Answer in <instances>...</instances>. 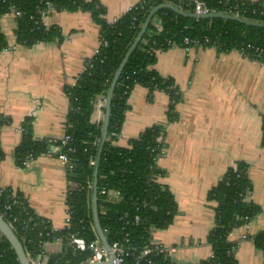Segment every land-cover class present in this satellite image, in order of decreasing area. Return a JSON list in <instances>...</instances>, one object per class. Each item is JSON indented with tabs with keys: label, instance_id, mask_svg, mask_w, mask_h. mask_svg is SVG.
<instances>
[{
	"label": "crops",
	"instance_id": "1",
	"mask_svg": "<svg viewBox=\"0 0 264 264\" xmlns=\"http://www.w3.org/2000/svg\"><path fill=\"white\" fill-rule=\"evenodd\" d=\"M114 21L140 0H98ZM259 1V0H248ZM57 26L61 40L27 46L18 43L13 12L1 19L9 48L0 51V186L20 194L35 213L58 229L65 226L68 178L56 155L44 153L19 164L25 118L33 119L35 140H61L70 109L67 89L85 70L86 60L100 45V25L89 11L52 10L44 17ZM171 78L181 94L177 119L169 121L170 96L136 85L122 127L121 144L154 125H164L165 154L159 158L161 183L174 195L177 213L170 226L153 233L156 242L175 247L176 264H196L212 256L208 235L215 223V202L208 193L228 168L243 161L249 165L253 190L248 199L263 208L230 235L237 244L240 264H263L254 237L264 232V61L237 50L194 47L187 52L172 46L157 53L152 67ZM94 121L97 120L94 115ZM49 252L60 245L49 243Z\"/></svg>",
	"mask_w": 264,
	"mask_h": 264
},
{
	"label": "trees",
	"instance_id": "2",
	"mask_svg": "<svg viewBox=\"0 0 264 264\" xmlns=\"http://www.w3.org/2000/svg\"><path fill=\"white\" fill-rule=\"evenodd\" d=\"M164 0H140L116 22L107 19V9L98 0H0V51L9 48V41L2 30V17L12 12L21 11L17 16L16 36L18 43L33 46L38 43H48L61 40L62 34L57 26H47L41 11L52 10H84L89 11L100 25V41L107 42L99 47V52L86 60L92 68L84 70L75 84L67 91L70 97V109L66 119V135L71 141L63 147L75 162L68 172V179L77 187L67 192L66 203L71 210L70 227H65L58 235L65 236L69 232H77L87 241L98 237L95 229L92 209L91 183L94 165L91 159H96L98 144L101 137L103 121H94V99L98 94L107 95L112 80L120 67L126 53L134 43L141 27L152 7ZM176 4H184L190 0H168ZM221 0H206L210 7L223 10ZM235 3L239 0H222ZM246 12L243 15L256 21L264 22V0H244ZM253 10L257 13L253 14ZM162 19V28L158 30L152 21L141 41L127 61L116 84L109 125L108 137L102 152L98 173V211L101 226L110 244L117 241L126 247L128 255L126 264H132L134 255L145 245L150 244L155 228L164 229L173 222L177 213V203L174 195L161 182L152 180L154 174L162 176L163 171L157 165L159 143L163 144L164 125L158 124L147 128L138 138L132 139V147L114 145L110 139L113 132H121L130 106L128 100L136 85L148 87L151 91L163 90L170 96L168 108L169 121L177 119L176 105L181 100V94L174 80L160 76L152 67L157 61L160 50L172 47L168 41L182 46L185 38L191 41L211 40L207 47L217 45L223 52L244 48L246 55L253 59L264 61V28L249 26L233 20L222 18H191L177 14L170 9H161L155 15ZM251 45V48L247 46ZM261 51V55L255 52ZM33 119L27 116L22 124L23 137L15 151L19 164L23 165L27 155L33 157L48 153L52 144L59 145L60 140L33 138ZM95 142V144H94ZM262 146H264V120L262 123ZM73 148L74 152L69 149ZM3 153L0 149V160ZM107 187L121 191L124 199L120 202L106 201L101 194ZM253 190V182L249 175V165L239 161L228 168L218 183L208 193V200L215 202V223L208 235L212 245L211 257L196 264H240L236 258L237 244L230 239L231 233L240 228L263 211V208L248 199ZM14 198L20 201L19 207L6 210V205ZM125 212L141 215L143 221L138 224H125L121 219ZM0 213L7 221L13 214L20 218L15 224V233L21 238V230H28L30 243L21 240L25 251L36 256L41 248L40 223L42 217L34 212L23 197L11 189L0 193ZM26 222V224L24 223ZM37 223L38 228L32 229ZM126 238L128 241H125ZM256 247L264 255V232L254 237ZM66 244V242L64 243ZM89 251L74 252L65 245L61 252L50 255L49 264H85ZM151 263L142 264H176L169 255L164 253L152 255ZM0 264H21L16 252L8 240L0 235ZM264 264V262H263Z\"/></svg>",
	"mask_w": 264,
	"mask_h": 264
},
{
	"label": "built area",
	"instance_id": "3",
	"mask_svg": "<svg viewBox=\"0 0 264 264\" xmlns=\"http://www.w3.org/2000/svg\"><path fill=\"white\" fill-rule=\"evenodd\" d=\"M164 2L172 3V4L180 7L181 9H183L187 12H194L197 14H209L212 12H222V13L231 14V15H235V16H239V17H243V18L252 19V18H249V17L243 15V13L246 12V9L244 8V6H245L244 0H239V1H236L235 3H229L228 1H222L221 0L220 3L222 5H224L223 10H219V9H215L213 7H210L208 5V3L206 2V0H190V2L187 3V6H191L190 9L185 7L184 4H176V3L172 2V1H168V0H164L163 3ZM49 8H51V6L48 5L47 9L41 11V15L43 18L50 12ZM153 8L154 7H152L151 10ZM12 12L14 13V15L16 17L20 16L22 14L21 11L16 10L15 8L12 9ZM252 12H253V14L257 13L256 10H253ZM252 20H254V19H252ZM116 21H117V19H115L113 22H116ZM152 24L154 25V27L156 29L161 30L162 19L159 16H155L152 18ZM141 26H142V23H140L138 27L140 28ZM210 42H211V40H209L208 38H206L204 42L198 41V40L191 41L189 38H185V40L183 41V45L181 47H183L187 52H189L194 47H207V45H205V44H209ZM168 43L172 44L171 46H177V44L172 43V41H168ZM102 44L107 45V42L106 41L105 42L100 41L99 47L102 46ZM99 47L96 50V53L99 52ZM212 47L217 48V45L214 44V46H212ZM247 47L251 48V45H248ZM237 51L246 55L244 48L237 49ZM255 52L258 53L259 56L262 54L261 51H259V49H256ZM246 56H248V55H246ZM87 68H92V64L89 61L85 64V70ZM106 96L107 95H104V94H98L95 96L94 108H95V115L97 117V120H96L97 122H101L104 120ZM20 129L23 130V127L21 126ZM121 138H122L121 132H113L111 134V137H110L112 144H114V145H120L121 144ZM60 141H61V143L59 145L52 144L50 146V149L48 150V153H53L54 155L57 156V158L60 160V162L65 167L66 173H67V178H68V172H70L73 169L75 162L66 152H63V147L67 146L69 141H71V136L65 134V136ZM162 141H163V144L159 143L160 151L158 152V155L156 158L157 165H158L159 158L165 154V150H166L164 136H163ZM94 144H95V142H94ZM125 146L129 147V148L132 147L131 140ZM69 151L74 152V149L70 148ZM32 158H34L32 154L27 155L23 164L28 163L29 160H31ZM90 164L91 165L95 164L94 159H91ZM152 180L154 182H157V183L161 182V175L154 174ZM68 183H69L68 190L71 188L77 187V185L74 182L70 181L69 179H68ZM90 186H92V183ZM3 190H4V188H2L0 186V193ZM101 194L105 198L106 201L120 202L124 199V196L121 193V191L116 190V189L107 188V187L102 188ZM14 206L15 207L20 206V201L16 198L11 200L6 205V210L9 211ZM71 214H72L71 210H69V208H67L64 228L70 227ZM8 217L12 218V220L8 221V223L10 224V226L15 231V224L20 222V218L17 216H13V214H8ZM121 219L125 220L126 225H129V224L138 225L143 221L141 215L131 214L129 212H125L122 215ZM249 222L250 221H248L244 225H248ZM24 223L26 224V222H24ZM38 226H39V224L35 223L32 226V229L38 228ZM39 228H40L39 236L41 237V240L39 241V245L41 248L40 252L36 256H32V254L29 251H26L27 256H28L31 264H49L50 255H51V253L47 249V246L49 243L59 244L60 250H58V252H61L65 245L71 247L74 250V252L89 251V257H88L87 263H85V264H100V263L106 262L110 259V253L106 249L104 244L102 243L99 236L94 240L87 241V239L85 237L79 235V233L69 232L64 238L63 236L58 235V232L61 231V229L55 228L50 223V221L45 219V218H42ZM19 239L23 240L27 243H30L32 241V239L28 237V230L25 229L24 227L21 230V238L19 237ZM125 241H128V239L126 238ZM65 242H66V244H64ZM110 245L112 247V251L115 254V257L113 259V263L114 264H126V256L128 255V253L126 251V247L124 245H122L121 242H119V241H117L113 244H110ZM175 251H176L175 247H167L163 243L154 241V239L152 237V241L150 242V244L145 245L141 250H139L137 253H135L132 264H142L143 262L151 263L150 257L152 255H158V254L164 253V254L170 256V254L174 253Z\"/></svg>",
	"mask_w": 264,
	"mask_h": 264
},
{
	"label": "water",
	"instance_id": "4",
	"mask_svg": "<svg viewBox=\"0 0 264 264\" xmlns=\"http://www.w3.org/2000/svg\"><path fill=\"white\" fill-rule=\"evenodd\" d=\"M161 9H170V10L176 12L177 14L185 16V17H191V18H196V19H200V18H210V19L222 18L225 20L237 21V22L249 25V26L264 28V22H260V21H256V20H252V19H248V18H243V17L231 15V14H226V13H222V12H212L209 14H197L194 12H187V11L181 9L180 7H178L172 3H168V2H164V3L154 7L151 10L150 14L148 15L145 22L143 23L141 30H140L138 36L136 37L134 43L132 44V46L130 47V49L126 53L122 63L120 64V67L118 68V70H117V72H116V74L112 80L111 87H110V89L107 93V96H106L105 117L103 120L101 137H100L99 144H98V150H97V156H96L95 164H94V174H93V180H92V186H91L92 209H93V219H94V223H95V228H96V231H97L99 238L101 239L102 243L104 244V246L106 247V249L110 253V259L108 261L100 263V264H114L113 259L115 257V254L112 251V247L108 241V238H107V236H106V234H105V232L101 226L99 211H98V173H99V166H100V160H101L102 152H103L104 145H105V142L107 140L108 132H109L113 94H114L116 84L120 78L122 71H123V68L125 67V65H126L127 61L129 60L131 54L133 53V51L135 50V48L137 47V45L141 41L143 35L147 31V29H148V27L152 21V18ZM0 235H2L3 237H5L8 240L11 248L14 249V251L16 252L17 257H18L21 264H31L21 240L16 235L13 228L10 226L8 221L4 218V216L1 213H0Z\"/></svg>",
	"mask_w": 264,
	"mask_h": 264
},
{
	"label": "rangeland",
	"instance_id": "5",
	"mask_svg": "<svg viewBox=\"0 0 264 264\" xmlns=\"http://www.w3.org/2000/svg\"><path fill=\"white\" fill-rule=\"evenodd\" d=\"M159 230V228H155L154 230H153V233H155L156 231H158Z\"/></svg>",
	"mask_w": 264,
	"mask_h": 264
}]
</instances>
